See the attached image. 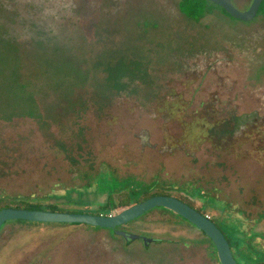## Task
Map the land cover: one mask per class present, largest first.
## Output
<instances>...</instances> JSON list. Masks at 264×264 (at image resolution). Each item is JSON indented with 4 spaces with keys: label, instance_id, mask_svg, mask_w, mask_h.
<instances>
[{
    "label": "rangeland",
    "instance_id": "rangeland-1",
    "mask_svg": "<svg viewBox=\"0 0 264 264\" xmlns=\"http://www.w3.org/2000/svg\"><path fill=\"white\" fill-rule=\"evenodd\" d=\"M180 1L0 0V196L95 214L109 192L161 190L264 233V14L195 20ZM176 214L126 224L148 246L11 220L0 264H220Z\"/></svg>",
    "mask_w": 264,
    "mask_h": 264
},
{
    "label": "water",
    "instance_id": "water-1",
    "mask_svg": "<svg viewBox=\"0 0 264 264\" xmlns=\"http://www.w3.org/2000/svg\"><path fill=\"white\" fill-rule=\"evenodd\" d=\"M208 1L222 7L232 17L244 21L253 20L257 16L260 6L263 2V0H253L249 9L241 10L233 3L232 0ZM155 207H164L170 209L205 232V234L211 238L216 247L220 264H244L238 262L235 259L228 239L215 222L181 199L169 195L153 196L143 202L127 207L116 214L110 215L93 214L87 212H60L5 208L0 211V231L5 222L19 219L41 223H78L101 228L115 229L116 227L143 215L145 212ZM116 233L123 235L127 240H136L141 237L138 234L125 232L122 230H116ZM154 240V238L144 237V242L146 245Z\"/></svg>",
    "mask_w": 264,
    "mask_h": 264
},
{
    "label": "trees",
    "instance_id": "trees-1",
    "mask_svg": "<svg viewBox=\"0 0 264 264\" xmlns=\"http://www.w3.org/2000/svg\"><path fill=\"white\" fill-rule=\"evenodd\" d=\"M210 1L208 0H181L179 2V9L180 11L185 14L187 17L191 18V19H195L198 20L201 17L204 16V14L208 11V9L210 8ZM214 5H216L215 3H212ZM218 6V5H216ZM219 8H221L226 14H228L229 16H231L225 9H223L222 7L218 6ZM263 13L264 14V0L260 6V10L259 13ZM109 192V191H108ZM156 195H169V196H174L177 198H180L181 200H183L184 202H186L187 204H189L192 207L197 208V210H199L201 213H203L204 215H208L206 208H199L198 206L196 207L195 201L191 200L188 197H182V196H175L169 193H164L161 192V190H145L143 192L140 193H131L128 191H123L121 190L120 192H118L117 194H113L109 192L107 199L105 202L100 204V201L96 204H98V212L96 214H110L113 211H121L126 207H129L135 203H140L145 201L148 198H151L153 196ZM59 201H50V202H42L39 200H32L30 198H25V197H17V198H12L9 196H0V211L5 209V208H15V209H28V210H46V211H60V212H87L90 213L89 211H64L61 210L59 208ZM164 210H169L167 208L162 207ZM176 214V213H175ZM178 215V214H176ZM180 216V215H178ZM181 220L184 221L186 220L188 223L187 224H191L190 226L192 228L197 229L198 231L201 232V235L203 238H206L207 241H209V247H210V252L212 254V256L217 257V250L216 247L213 243V241L211 240V238H209L205 232H203L202 230H200L197 226H195L193 223H191L190 221H188L187 219H185L184 217L180 216ZM184 220H183V219ZM211 220L213 222H215L217 224V226L224 232V234L226 235L234 257L236 258V260L240 263H244V264H260V263H264V233H257L255 231V226L251 227L252 230H243L241 229L240 226H231L229 227L228 231H225L215 220L213 217H211ZM16 222H20V223H31V221H27V220H13ZM8 222H12L7 221L4 223L3 226H5ZM185 222V221H184ZM36 223H41V222H36ZM66 224H73V225H81L78 223H63L62 225H66ZM258 223H254L253 225H257ZM93 228L96 229H101L100 227H95L92 226Z\"/></svg>",
    "mask_w": 264,
    "mask_h": 264
},
{
    "label": "flooded vegetation",
    "instance_id": "flooded-vegetation-1",
    "mask_svg": "<svg viewBox=\"0 0 264 264\" xmlns=\"http://www.w3.org/2000/svg\"><path fill=\"white\" fill-rule=\"evenodd\" d=\"M253 2V1H252ZM251 6V5H250ZM249 9V8H248ZM260 10V9H259ZM259 13V12H258ZM261 14H263V13H261ZM180 196H182V197H187V196H185V195H183V194H180ZM189 198V197H188ZM180 199V198H179ZM183 201V200H182ZM186 203V202H185ZM136 204V203H135ZM134 205V204H133ZM189 205V204H188ZM132 206V205H131ZM130 207V206H129ZM196 207H197V205H196ZM199 208L201 207V208H203L204 209V207L201 205V206H198ZM127 208V207H126ZM193 208H195V207H193ZM125 209V208H124ZM195 209H197V208H195ZM199 211V210H198ZM118 212H120V211H118ZM118 212H116V213H118ZM116 213H110V214H116ZM96 214V213H95ZM110 214H107V215H110ZM203 214V213H202ZM104 215V214H103ZM205 216H207L209 219H211V215H205ZM130 222V221H129ZM128 223V222H127ZM127 223H125V224H123V225H121V226H118V227H116L115 229H113V228H105V229H108L110 232L112 231V232H114L115 233V235H119L120 237L122 236L125 240H126V242H129V243H131V242H133L134 240H127L123 235H121V234H117L116 233V230H122V231H125V232H127V230H126V224ZM217 225V224H216ZM90 226V225H89ZM3 228V227H2ZM101 228V227H100ZM2 230V229H1ZM224 233V232H223ZM226 236V235H225ZM227 238V237H226ZM140 240H143V242H144V237H140L139 238ZM136 240H138V239H136ZM158 241H160V240H158V239H156L155 241H152V242H158ZM152 242H150L148 245H150ZM144 244H145V242H144ZM146 245V244H145ZM148 245H146V246H148ZM233 252V251H232ZM234 255V254H233ZM236 259V258H235ZM259 264V263H258ZM261 264V263H260Z\"/></svg>",
    "mask_w": 264,
    "mask_h": 264
}]
</instances>
